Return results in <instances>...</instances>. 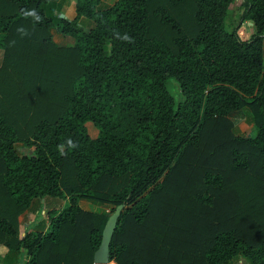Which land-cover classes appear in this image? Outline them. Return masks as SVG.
<instances>
[{
  "label": "trees",
  "instance_id": "trees-1",
  "mask_svg": "<svg viewBox=\"0 0 264 264\" xmlns=\"http://www.w3.org/2000/svg\"><path fill=\"white\" fill-rule=\"evenodd\" d=\"M51 1L0 0L5 264H95L119 204L116 264H264V0H76L71 20ZM46 197L68 204L22 230Z\"/></svg>",
  "mask_w": 264,
  "mask_h": 264
},
{
  "label": "rangeland",
  "instance_id": "rangeland-1",
  "mask_svg": "<svg viewBox=\"0 0 264 264\" xmlns=\"http://www.w3.org/2000/svg\"><path fill=\"white\" fill-rule=\"evenodd\" d=\"M52 8H56V4L53 5ZM239 13H240V9H238V6L236 4H233L232 8H231V15L229 12L227 15V18L225 20V28L228 31L232 29V26L234 25L233 20H236L238 18ZM230 16L233 18V20L230 18ZM246 25L248 26L249 29H251V27H250L251 25H249L248 23H246ZM246 25H242L238 31L241 38H244L245 31L243 30V27H245ZM242 30H243V35H242ZM54 38H55L56 42H58V43H62V44H69L70 43V40H68V37H67V39L62 38V36L60 34H57L56 32H54ZM169 87H173L172 81H169ZM231 119L234 121L236 128H237V131L241 135L248 136L249 134H251V135L254 134L255 129L251 125V121L249 120V114H248L247 109H243L241 111L232 113ZM87 125L89 126L88 133L92 137H94L97 133V130L91 124L90 125L87 124ZM18 150L20 152L25 151L26 147L19 145ZM45 199H47V200H44V199L39 200V203L41 206V207H39L40 214L36 220V223H37L40 221V218L45 219L41 223L42 226L47 225V223H46V218H47L46 212L47 211H49L50 209L60 210V209L64 208L65 206H67V204H68L66 199L53 198V197H49V198L47 197ZM51 200L53 201L52 203L49 202ZM81 201H82V204H85L86 202H88V200H85V199H81ZM89 203L92 204L94 202L89 201ZM96 205L98 206L95 209L96 211H108L109 210V207L106 205H102V204H96ZM42 211H45V214H43ZM22 221H23L22 224H24L25 220H22ZM30 226H31V229H33L34 224H31ZM232 264H248V263L244 259H236L232 262Z\"/></svg>",
  "mask_w": 264,
  "mask_h": 264
},
{
  "label": "crops",
  "instance_id": "crops-1",
  "mask_svg": "<svg viewBox=\"0 0 264 264\" xmlns=\"http://www.w3.org/2000/svg\"><path fill=\"white\" fill-rule=\"evenodd\" d=\"M115 1L116 0H101L99 6H101V7L110 6ZM51 2H52L53 5L56 4V9L58 10L59 14L60 13L64 14V16H65L64 18H68L70 20L75 18V16H76V11H75V2H76V0H52ZM80 22L84 26L90 25V20L86 19L85 17H81L80 18ZM243 30L245 31L243 39H247L250 36V34L252 32V29H249L247 26H245V27H243ZM243 30H242V35H243ZM62 38H64V37L62 36ZM53 40L56 42V40L54 38V35H53ZM44 200H47V199L44 198ZM49 202L52 203L53 201L51 200ZM79 204H80V206L82 208H84L86 210H91V211L97 212L95 210L96 207H98L96 205V203L90 204L89 201H88L85 204H82V201L80 200ZM39 207H41L40 203H39V200H35L33 202V204L31 205V207L27 211H24L20 215L19 219L21 221V229L22 230H24L26 228L31 229V226H30L31 224H34L33 229H35V228H39V229L43 228V229H45L46 226H44V225L42 226L41 225V223L45 219L40 218V221L36 223V220H37V218H38V216L40 214ZM42 212H43V214H45V211H42ZM47 212H46V215H47ZM99 212H102V211H99ZM22 220H25L24 224H22V222H23ZM46 220H47V218H46ZM46 223H47V221H46ZM5 252H6V248L4 246H0V264H5V259H4Z\"/></svg>",
  "mask_w": 264,
  "mask_h": 264
},
{
  "label": "water",
  "instance_id": "water-1",
  "mask_svg": "<svg viewBox=\"0 0 264 264\" xmlns=\"http://www.w3.org/2000/svg\"><path fill=\"white\" fill-rule=\"evenodd\" d=\"M59 17L64 18L65 16L64 14L60 13ZM248 24L252 25L251 22H248ZM122 208L123 204L117 205L106 220V223L102 229L100 244L93 255V262L95 264H108L109 262V245Z\"/></svg>",
  "mask_w": 264,
  "mask_h": 264
},
{
  "label": "built area",
  "instance_id": "built-area-1",
  "mask_svg": "<svg viewBox=\"0 0 264 264\" xmlns=\"http://www.w3.org/2000/svg\"><path fill=\"white\" fill-rule=\"evenodd\" d=\"M108 264H116L114 260H109Z\"/></svg>",
  "mask_w": 264,
  "mask_h": 264
}]
</instances>
